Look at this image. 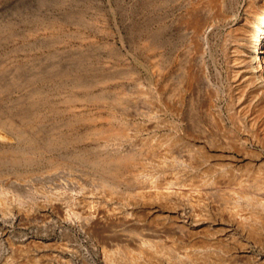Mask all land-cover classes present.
Wrapping results in <instances>:
<instances>
[{"label": "rangeland", "instance_id": "1", "mask_svg": "<svg viewBox=\"0 0 264 264\" xmlns=\"http://www.w3.org/2000/svg\"><path fill=\"white\" fill-rule=\"evenodd\" d=\"M263 20L0 0V264H264V82L241 68Z\"/></svg>", "mask_w": 264, "mask_h": 264}, {"label": "bare ground", "instance_id": "2", "mask_svg": "<svg viewBox=\"0 0 264 264\" xmlns=\"http://www.w3.org/2000/svg\"><path fill=\"white\" fill-rule=\"evenodd\" d=\"M205 10V9H204ZM196 21V20H195ZM254 25V24H253ZM197 27V26H196ZM255 28V27H254ZM258 28V32L261 34V36H259L255 42V44L249 45L244 49L243 54L241 55V62H242V66L241 68H243V70H247L249 69L250 71V75L253 76L254 79L260 81V82H264V20L259 23V25H257ZM256 29V28H255ZM257 30V29H256ZM193 34V33H192ZM190 56V55H189ZM9 126V124H8ZM187 152V151H186ZM185 157H187L186 154H183ZM130 156V155H128ZM128 160H132V156L128 157ZM125 158V159H127ZM116 160V159H115ZM125 162V160H119L117 159V161H113L112 163H117V165L121 162ZM128 162V161H126ZM116 165V164H115ZM113 164V167L115 166ZM116 165V166H117ZM120 166V164L118 165V167ZM117 169V167H115ZM116 171V170H115ZM111 172V171H110ZM113 173V172H112ZM115 174V173H114ZM108 175V174H107ZM112 175V174H111ZM110 176V175H109ZM113 176V175H112ZM116 176V175H115ZM243 192V191H242ZM245 192V191H244ZM92 222V221H91ZM99 221H94L92 222V224L98 223ZM128 222V221H126ZM91 224V225H92ZM124 236V235H123ZM126 239H129L127 235ZM133 238V237H132Z\"/></svg>", "mask_w": 264, "mask_h": 264}]
</instances>
